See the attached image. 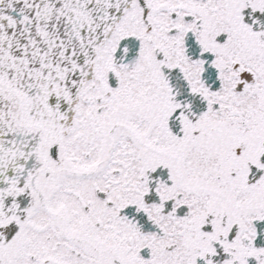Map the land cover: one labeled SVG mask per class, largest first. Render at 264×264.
Returning a JSON list of instances; mask_svg holds the SVG:
<instances>
[{
  "label": "snow or ice",
  "instance_id": "obj_1",
  "mask_svg": "<svg viewBox=\"0 0 264 264\" xmlns=\"http://www.w3.org/2000/svg\"><path fill=\"white\" fill-rule=\"evenodd\" d=\"M0 264H264V0H0Z\"/></svg>",
  "mask_w": 264,
  "mask_h": 264
}]
</instances>
